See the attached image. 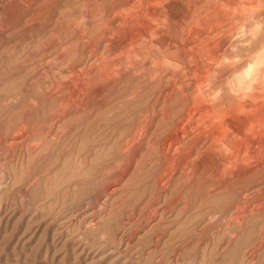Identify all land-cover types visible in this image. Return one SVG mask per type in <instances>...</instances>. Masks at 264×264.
<instances>
[{"label": "rangeland", "instance_id": "1", "mask_svg": "<svg viewBox=\"0 0 264 264\" xmlns=\"http://www.w3.org/2000/svg\"><path fill=\"white\" fill-rule=\"evenodd\" d=\"M151 1L0 0V264H264V161L229 162L246 116L205 131L264 53V0ZM216 7L206 75L180 45Z\"/></svg>", "mask_w": 264, "mask_h": 264}, {"label": "bare ground", "instance_id": "2", "mask_svg": "<svg viewBox=\"0 0 264 264\" xmlns=\"http://www.w3.org/2000/svg\"><path fill=\"white\" fill-rule=\"evenodd\" d=\"M127 1V0H126ZM135 1V0H134ZM169 0H152L151 1V6L149 9L148 14H150L152 17L155 19L160 18L164 13V3L168 2ZM256 2V1H255ZM140 3V2H139ZM194 3V2H193ZM207 3V2H206ZM231 3V2H230ZM239 3V2H237ZM241 3V2H240ZM124 4V3H123ZM242 4V3H241ZM240 4V5H241ZM164 5V6H163ZM244 5V4H243ZM250 5V4H248ZM141 6V5H140ZM139 6V10H136L135 12L133 11V14L129 16L126 21L130 26H136L137 22L139 19H141L142 16L146 13L144 9H142ZM149 6V5H148ZM238 6V5H237ZM252 6V5H251ZM188 7V6H187ZM249 7V6H248ZM248 7L246 8L245 11H247ZM225 8V7H224ZM221 7H216L213 9L211 13H209L208 18H199L196 20V25L192 28L191 32H189L188 36L186 37L184 43H182L180 46L184 53H187L190 55V53H194L192 56H190V62L194 65L196 70L200 69H205L206 75L214 71V68L220 63L224 62L227 60L228 57L226 55H220L218 54V49L215 47L218 43H214L217 35H211V36H206L205 39H202L200 41L201 35L204 33L203 30L206 29V26L209 24H213L214 27L216 28L219 26L221 23L226 22L224 19L223 14V9ZM117 9V8H116ZM115 9V10H116ZM147 9V10H148ZM251 9V8H249ZM244 10V8H243ZM193 13L196 12V9L191 10ZM229 11V10H228ZM232 12V11H231ZM236 12V11H235ZM125 13V12H124ZM123 13V14H124ZM234 16V15H232ZM231 16V18H232ZM151 17V18H152ZM237 18V17H236ZM153 19V18H152ZM192 19V18H191ZM233 19V18H232ZM145 20V19H144ZM194 20V19H193ZM147 21V20H146ZM159 22V21H158ZM211 23V24H210ZM147 24V23H146ZM159 24V23H158ZM189 24V23H188ZM225 25V24H224ZM125 26V25H124ZM127 26V25H126ZM125 26V27H126ZM205 26V27H204ZM124 27V28H125ZM143 27V26H142ZM158 27V26H155ZM149 28V27H148ZM205 28V29H204ZM224 28V27H223ZM229 28V27H228ZM126 29V28H125ZM190 29V28H189ZM124 30V29H123ZM142 30V29H141ZM146 30V29H145ZM125 31V30H124ZM123 31V32H124ZM218 31V30H216ZM251 31V30H250ZM148 32V31H147ZM219 32V31H218ZM217 32V33H218ZM126 33V32H125ZM128 33H130L128 31ZM142 33V32H141ZM150 33V32H149ZM220 33V32H219ZM133 34V33H132ZM147 34V33H146ZM241 34V33H240ZM239 34V35H240ZM255 34V33H254ZM160 35V34H159ZM182 35V33H181ZM146 36V35H145ZM148 36V34H147ZM146 36V38H147ZM151 36H153L151 34ZM167 36V35H166ZM235 36H238L236 32L233 31V28L230 27L229 31L224 35V40L230 41L233 40ZM155 37V35H154ZM168 38V37H167ZM149 39V38H147ZM164 39V38H163ZM193 39L194 45L191 48L187 47V42L189 40ZM243 39V38H242ZM122 40V39H121ZM240 40V39H239ZM163 41V40H162ZM225 41V42H226ZM237 41V40H236ZM140 42V41H139ZM160 42V41H159ZM213 42V43H212ZM243 42V40H242ZM237 43V42H236ZM241 43V41H240ZM246 43V42H245ZM138 44V43H137ZM146 44V43H144ZM161 44V43H160ZM165 44V43H164ZM178 44V43H177ZM233 44V43H232ZM143 45V44H142ZM141 45V46H142ZM244 45V44H243ZM133 46V45H132ZM129 46V47H132ZM215 47V48H214ZM126 48V47H125ZM136 48V47H135ZM226 48V47H225ZM166 49V48H165ZM168 49V48H167ZM177 49V48H176ZM168 51V50H166ZM171 51V50H170ZM235 51V50H234ZM170 54V53H169ZM145 56V53L144 55ZM147 56V55H146ZM183 56V55H182ZM131 58V57H130ZM182 58V57H181ZM184 58V57H183ZM182 58V59H183ZM187 58V57H186ZM162 61V60H161ZM207 61V62H206ZM235 61V60H234ZM190 63V64H191ZM227 63V62H226ZM159 64V63H158ZM264 53L259 54L258 56L255 57L254 62L251 63V65L239 72L236 73L233 76V79H231L232 84L229 87V93L231 94V98L234 100L237 99V102L239 104L237 107L231 109L232 111L225 110L219 107L222 116L218 115H213L212 119H207L210 120L208 122V129L210 130L211 135H213V143H220L223 139H226V132L223 134L222 129L217 126L218 123H223V118L226 117L228 118L231 113L236 112L245 115V121L243 120H237V128L236 132L237 134L240 135V137L237 139V143L234 148V152L232 156H230L229 162L234 165L236 162H241L244 165H248L249 163L253 162H262L264 161V96L260 95L256 89L252 88L253 82L257 84L255 88L263 89L264 91ZM156 65V63H154ZM161 65V64H160ZM222 65V64H221ZM225 65V64H224ZM223 65V66H224ZM231 66H235L234 63H231ZM188 67V66H187ZM156 68V66H155ZM186 68V67H185ZM165 69V68H164ZM182 69V68H181ZM217 69V68H216ZM219 69V68H218ZM123 70V69H122ZM125 70V69H124ZM162 70V69H161ZM154 71V70H152ZM160 71V70H159ZM122 72V71H121ZM180 74V73H179ZM156 75V74H155ZM204 75V74H203ZM112 76V75H111ZM114 76V75H113ZM199 76V75H197ZM159 77V76H158ZM200 77V76H199ZM205 77V75H204ZM201 78V77H200ZM190 79V78H189ZM203 79V78H202ZM201 79V80H202ZM200 80V82H201ZM205 79H203L204 82ZM175 81V79H174ZM188 81V80H187ZM197 81V80H195ZM199 81H197L198 83ZM199 84V83H198ZM197 85V84H196ZM249 102V108H247L246 104H241L242 102H245V100ZM209 101V100H208ZM212 101V100H211ZM247 102V103H248ZM208 104V103H207ZM212 107V106H211ZM194 109H192L191 114L194 115ZM205 111V110H204ZM207 112V111H205ZM202 113V112H201ZM203 114V113H202ZM202 114H197L199 116L200 122L203 123L205 121V116ZM210 118V117H209ZM195 120V118H194ZM240 121V122H239ZM198 122V121H197ZM206 122V121H205ZM191 124V123H190ZM205 125V124H204ZM223 125V124H222ZM195 126V125H194ZM197 127V126H196ZM202 127V126H201ZM221 127V126H220ZM224 127V126H222ZM191 128V127H190ZM198 128V127H197ZM200 128V127H199ZM193 129V128H192ZM227 129V128H226ZM197 131V130H196ZM190 133V132H189ZM181 137V136H180ZM229 139H231L229 137ZM236 139V138H233ZM227 142V141H226ZM214 145V144H213ZM256 145V146H255ZM227 146L231 145L228 143ZM229 147V148H230ZM225 150V149H224ZM230 151V150H229ZM233 151V150H232ZM227 153V152H226ZM226 155V154H224ZM228 157V156H227ZM227 163V162H226ZM230 165V164H229ZM254 165V164H253ZM215 166V165H214ZM251 166V165H250ZM210 169V168H209ZM246 173V172H245ZM264 183V182H263Z\"/></svg>", "mask_w": 264, "mask_h": 264}]
</instances>
